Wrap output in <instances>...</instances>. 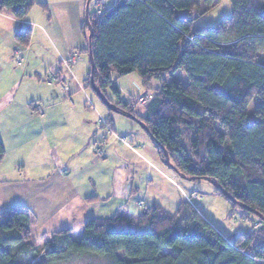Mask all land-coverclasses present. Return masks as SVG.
<instances>
[{
	"label": "trees",
	"instance_id": "1",
	"mask_svg": "<svg viewBox=\"0 0 264 264\" xmlns=\"http://www.w3.org/2000/svg\"><path fill=\"white\" fill-rule=\"evenodd\" d=\"M201 1L218 2L115 0L103 10L88 8L93 71L88 59L81 83L94 92L93 83L118 111L147 127L163 166L189 180L209 178L215 196L239 204L242 218L256 219L251 229L226 238L188 199L173 210L141 201L138 214L86 219L77 237L72 228L52 232L40 253L31 241L30 215L12 205L0 209V264H264V222L244 208L264 217V0H229L230 16L195 28L194 18L177 12L198 8ZM34 5L48 13L47 4L36 0H0V14L20 22L18 46L30 41L31 28L23 21ZM81 32L87 45L85 9ZM84 51L88 55V47ZM73 61L74 56L63 63L70 67ZM134 72L142 97L151 96L142 113L116 83ZM178 72L185 82L175 77ZM254 97L260 102L250 114ZM105 110L99 127L114 132L111 116L120 113ZM32 111L41 113L38 106ZM102 148H95L98 157ZM5 152L0 139V163ZM164 152L172 167L165 165Z\"/></svg>",
	"mask_w": 264,
	"mask_h": 264
},
{
	"label": "crops",
	"instance_id": "2",
	"mask_svg": "<svg viewBox=\"0 0 264 264\" xmlns=\"http://www.w3.org/2000/svg\"><path fill=\"white\" fill-rule=\"evenodd\" d=\"M36 1L47 4L49 17L30 19L27 14L23 23L30 26L31 36L26 46L17 45L22 60L17 67L11 66L1 43L7 42L8 51L14 46L20 22L0 14V139L6 151L0 163V209L20 205L33 214L39 226L35 219L30 229L39 238L63 228L82 230L86 219L119 213L132 197L162 205L160 188L169 183L179 189L177 183L147 156L124 147L129 156L141 159L147 171L136 186L130 177L135 160L113 161V153L123 146L100 129L91 112L96 118L107 116L94 106L81 83L88 72L85 60L79 58L87 47L80 24L86 0ZM72 56L69 67L63 61ZM35 106L40 114L32 111ZM127 122L132 127L134 121ZM111 123L115 133L114 115ZM97 145L103 147L102 157L95 153ZM105 163L111 171L106 189L100 184ZM120 169L127 175L119 179ZM154 177L166 185L154 184ZM184 199L191 201L188 196Z\"/></svg>",
	"mask_w": 264,
	"mask_h": 264
},
{
	"label": "rangeland",
	"instance_id": "3",
	"mask_svg": "<svg viewBox=\"0 0 264 264\" xmlns=\"http://www.w3.org/2000/svg\"><path fill=\"white\" fill-rule=\"evenodd\" d=\"M102 0H91L89 2V11L92 12L94 10H103L106 8H109V6L112 5V2L114 0H104V3H101ZM86 3V2H85ZM100 8V9H99ZM84 9H85V4L83 5V11H82V19L81 21L83 22L84 20ZM50 13V12H49ZM178 16H188L189 18H194L193 25L194 27H206V26H215L217 22L223 18L230 16L231 14V6L229 3V0H218V2L212 6H207L204 4L203 1L200 2V5L198 8H193L192 10H181L177 12ZM38 16L42 17L44 19L47 18V15L45 12H43L38 6L34 5L32 9L29 11V16L28 18L31 19L33 16ZM69 18H72V15H69ZM81 24V23H80ZM87 39V37H86ZM1 48L5 47L4 53H6L8 56H10V64L11 66L17 67L21 61L19 60L20 58V47L18 48V44L14 42V46L10 48L8 51L7 47V42L3 41L1 43ZM79 58H83L85 60V69L89 71V62H88V55L84 51L81 55H79ZM260 60H263V58H260ZM20 63H17L19 62ZM7 64H9L8 59H7ZM72 64L70 65V67ZM78 66V63L74 66L75 68ZM80 73L84 74L82 71ZM87 73V72H86ZM86 76V75H85ZM183 80L184 82L186 81V75L183 72H178L176 73V76ZM169 80V78L167 77ZM118 88L121 92V95L126 99V100H133V107L135 112H138L140 110H143L145 104L147 103V95L145 97H142V94L144 92V87L141 84V79L140 76L138 75L137 72L131 73L127 76L121 77L116 81ZM137 85L140 86L139 89H137ZM153 86H158L159 82L154 80L152 82ZM88 92V95L90 99L93 101L94 106L98 109L100 113L106 114L105 106L102 105V102L97 98V96L94 94V92L91 90V88L86 89ZM148 92H150L148 90ZM147 92V93H148ZM84 99V98H83ZM85 100V99H84ZM260 102V99L258 97H254V100L250 102L248 106V111L251 114L253 112V109L257 103ZM88 110H90L87 107ZM91 111V110H90ZM93 116L96 118V114L91 111ZM115 116V124L114 127L116 132L115 134L123 136L127 139L128 142L131 143L133 149L141 152L145 156H147L148 160H150L153 164H156L163 168L164 172L173 178V180L177 183V186L179 189H176L174 186L171 184H167V186H162L160 188V194H161V199H159V202L168 210H173L177 203L180 200L184 199V196H188V198H191L192 203L194 202L196 206L201 210L202 216L209 221L213 226L226 238H232L234 235L237 233H240L241 231L245 230L246 228L251 229V225L253 222L256 220L253 218V221H248L244 218H242V209L240 208L239 205H231L228 201H226L222 197L215 196L213 194V185L206 180L203 179H198V180H189V179H184L180 177L175 171H173L171 168H167L163 166L158 158V155L156 154L154 148L152 147L150 143V139L146 133L137 123L132 122V127L128 126V118L121 115V114H113ZM118 120V121H117ZM132 121V120H131ZM125 123V124H124ZM115 138L116 136L113 135ZM118 141V139L116 138ZM121 146L120 151L114 152L113 153V161L118 162L123 161V160H131L132 162L135 163V167L132 169L130 172V177L132 178V182L135 183V185H139V182L143 179L144 174H146V170L144 168V163L141 161L140 158L134 157V156H129L132 155L131 153L129 154L126 149H129L126 147L124 144L121 142H117ZM145 145V146H144ZM125 147V148H124ZM131 150V149H130ZM132 150V151H134ZM127 155V156H126ZM10 156H8L7 161H9ZM114 165V164H113ZM104 168L101 172V185L104 184L103 188L106 189L108 186V179L110 176V172L108 170V163H105ZM112 166V165H111ZM8 173H13V171H9ZM126 171H123L120 169L119 173V179L124 178L127 174ZM20 174H23V170L20 171ZM116 174V173H115ZM29 175V173H28ZM31 175V173H30ZM154 184L158 183L161 185H166L164 180H161V178L154 177ZM113 192H116L114 190ZM153 197V195H152ZM139 200H142L141 198H135L133 199L130 198V200L127 203V207L125 209H122L119 213H126V209L128 210L129 213H134L138 214L142 211V207L138 204ZM145 202V201H144ZM146 203H149V199L147 200ZM29 214V212H28ZM114 212L112 213H102L100 216L101 217H109L112 216ZM30 215V214H29ZM36 219L37 224L39 226V219L34 218V215H30V221L34 222ZM35 225V224H34ZM134 227H136V224H134ZM81 232V229H76L73 231V235L77 237ZM31 241L33 242L34 245H37L38 248H40V253H43L45 249L47 248V238L48 235H42V237L37 238L36 233L31 232ZM74 264H87L83 261H76Z\"/></svg>",
	"mask_w": 264,
	"mask_h": 264
},
{
	"label": "water",
	"instance_id": "4",
	"mask_svg": "<svg viewBox=\"0 0 264 264\" xmlns=\"http://www.w3.org/2000/svg\"><path fill=\"white\" fill-rule=\"evenodd\" d=\"M90 1H91V0H86V4H85V22H86L87 25H88V31H89L87 47H88V59H89L90 66H91V68H90V72H92V71H93V62H92V55H91V35H92V31H91V27H90L89 24H88V6H89V2H90ZM91 83H92V82H91ZM92 88H93L94 92L96 93L97 97L100 99V101L102 102V104H103L106 108L110 109L111 111H113V112H115V113H118V112H119L121 115H123V116H125V117L131 119L132 121H134L135 123H137V124H138V125L144 130V131H146V133H147V131H148V130H147V127H146V126H145V125H144L139 119H137L135 116H133V115H131V114H126V113H122V112L118 111V110L116 109V107H115L114 105H112L110 102H108V101L106 100V98L103 96V94H102L97 88H95V86H94L93 83H92ZM164 153H165V152H164ZM165 165H167L168 167H172L171 163L169 162V160H168V158H167V156H166V153H165ZM184 179H190V178L184 177ZM203 179L206 180V181L211 182L209 178H205V177H203ZM211 183H212V182H211ZM216 186H217V185H216ZM222 193H223L224 195H226L227 198L230 199L231 201L236 202V201H235L230 195H228L225 191L222 190ZM238 205H239V204H238ZM244 208H246L248 211L254 213L256 216H258V217L264 222V217L261 216L257 211H255V210H253V209H251V208H248V207H244Z\"/></svg>",
	"mask_w": 264,
	"mask_h": 264
},
{
	"label": "built area",
	"instance_id": "5",
	"mask_svg": "<svg viewBox=\"0 0 264 264\" xmlns=\"http://www.w3.org/2000/svg\"><path fill=\"white\" fill-rule=\"evenodd\" d=\"M19 60L21 61V58H19ZM20 61H19V62H20ZM19 62H17V63H19ZM150 97H151V96L148 95L147 98H150ZM98 118H99V119H98V122H99V123H103V122H104V120L102 119V117L99 116ZM107 131H108L109 134L115 135L116 138L118 139V141L121 142L122 144H124L126 147H128V148L131 149V150H134L133 147H132V145H131V143L128 142L127 139H126L125 137L115 134V133L112 132L109 128L107 129ZM97 153H98L99 155H101V154L103 153V151L100 150V149H98V150H97Z\"/></svg>",
	"mask_w": 264,
	"mask_h": 264
}]
</instances>
